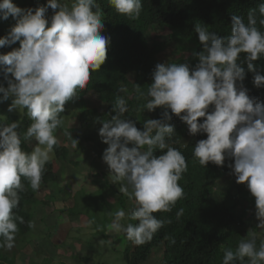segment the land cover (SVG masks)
<instances>
[{
    "label": "clouds",
    "instance_id": "obj_1",
    "mask_svg": "<svg viewBox=\"0 0 264 264\" xmlns=\"http://www.w3.org/2000/svg\"><path fill=\"white\" fill-rule=\"evenodd\" d=\"M109 3L117 13L133 20L143 7L142 0ZM49 7L55 10L50 19L45 15ZM258 12L262 17L259 24L264 26V2L258 5ZM102 13L97 0H73L71 6L47 0L46 5L34 9L0 0V19L11 16L16 21L6 36L0 37V47L19 41L18 48L0 54V75L7 81V87L0 84V101L13 97L8 111L26 109L32 121L23 136L16 121L0 124V249L15 247L18 224L25 223L14 212L20 205V193L26 190L22 178L34 192L40 189L46 164L58 143L55 133L63 125L60 114L66 102L86 88L92 72L99 71L107 59L109 39L101 34ZM257 23L256 9H252L247 23L243 16L232 17L228 36L210 31L205 24L194 25L202 44V51L193 53L198 63L194 67L186 62L158 63L147 93L136 89L146 99L144 109L164 110L160 119H147L143 130L123 118L127 102L116 96L112 104L115 115L101 121L98 129L107 144L102 159L112 183H119V191L136 203L128 213L119 209L112 214L109 231L124 234L136 246L144 245L169 222L154 213L172 211L184 197L179 181L188 165L182 152L169 146L176 133L167 123L172 114L187 125L190 135L207 134L193 148V157L201 166L209 162L222 166L226 158L234 159L228 167L237 183L246 182L255 198L257 228L264 229V103L248 95L241 67L246 62L248 71L254 73L253 84L264 87V75L253 64L264 58V31ZM241 53L245 54L243 60ZM117 92L127 89L121 86ZM65 135L77 149L78 139L69 131ZM32 139L36 146L24 151L22 140ZM183 211L176 212L177 219ZM94 223L90 219L87 226ZM28 226L35 225L29 222ZM96 230L103 228L98 225ZM247 237L235 250L223 249L222 264H264V242L257 247L256 233L248 232Z\"/></svg>",
    "mask_w": 264,
    "mask_h": 264
},
{
    "label": "trees",
    "instance_id": "obj_2",
    "mask_svg": "<svg viewBox=\"0 0 264 264\" xmlns=\"http://www.w3.org/2000/svg\"><path fill=\"white\" fill-rule=\"evenodd\" d=\"M97 2L103 11L104 29L101 34L109 39L107 59L99 71L92 72L86 88L80 90L74 100L66 102L65 111L60 114L63 119L66 109L72 107L81 128H89L94 124L102 126L101 121L110 119V115H115L112 104L117 95L123 96L127 102L128 111L123 118L133 120L138 129L143 130L147 119H160L164 110L159 107L151 112L144 109L146 99L141 97L136 89L139 87L141 91L147 93L152 83V72L158 63L186 62L190 67L198 63V57L193 53L202 51V44L195 33L194 25L205 24L210 31L228 36L231 34L233 16H243L247 23L248 12L256 9L257 27L264 31V26L259 24L262 17L258 12V5L264 0H142V11L134 20L117 13L109 0H97ZM13 3L21 8L34 9L46 5L47 0H13ZM54 11L49 7L45 13L46 18L50 19ZM15 23L11 16L6 20L0 19V37L6 36ZM149 29L157 33L167 30L166 40L163 42L153 40L150 44L146 36ZM167 45L174 46L177 50H186L188 55L182 59L162 62L157 58V54ZM18 47L19 41L0 47V54ZM244 55L241 53V60ZM253 64L256 71L264 75V58L254 61ZM241 67L246 73L242 85L248 90V95L264 103V87L258 88L253 84L254 73L248 71L246 62L241 63ZM0 84L7 87L3 75H0ZM121 86L125 87L127 92L118 93L117 89ZM88 92H93L99 102L105 105L104 110L87 107L80 101ZM211 110L212 106L209 107V111ZM168 111L170 112V109ZM198 119L203 120V118ZM12 121L20 125L17 131L21 136L32 123L26 109H23L21 114L4 113L0 106V124ZM167 123L171 124L176 132L169 141V146L181 151L188 165L187 172L179 181L185 195L177 201L172 211L154 213L157 218L169 222L154 234L150 242L136 246L125 238L123 256L126 264H143L157 247L162 248L160 264H222L223 249L235 250L241 240L248 238V232L256 233L257 247H259V244L264 242L262 235L257 234L260 229L253 225H250V228L245 227L243 212L238 213L235 210L243 196L241 188L229 198L214 196L215 182L232 173L228 165L233 164L234 159L226 158L222 166L212 162L206 167L201 166L193 157V148L197 141L206 139L207 134L190 135L184 144L182 140L188 134L187 125L175 114H172V119ZM29 142L22 140L21 147L26 152H30L36 146H31ZM53 152L52 159L45 167L42 178L44 183L56 182L59 179V169L60 173L62 169L60 164L69 162L68 149L62 143L58 142ZM22 183L26 190L20 193V205L14 212L22 216L25 223L18 224L19 232L16 235L15 247L11 251L0 249V264H15L20 243L25 240V235L32 228L28 224L33 223V210L38 199L29 182L22 178ZM117 192V200L114 203L104 201L103 192H99L95 199L94 213L90 209V202L84 201L82 205H78L85 208L77 211L78 214L84 212L83 214H88L90 219L95 221L92 225V234L104 236L105 223L113 217V205L116 206L115 210L125 208V196L119 189ZM245 198L255 203L253 196ZM181 208L184 210L183 215L177 219L176 212ZM98 225L103 231L96 230Z\"/></svg>",
    "mask_w": 264,
    "mask_h": 264
},
{
    "label": "rangeland",
    "instance_id": "obj_3",
    "mask_svg": "<svg viewBox=\"0 0 264 264\" xmlns=\"http://www.w3.org/2000/svg\"><path fill=\"white\" fill-rule=\"evenodd\" d=\"M71 6L73 0H61ZM18 6V5H17ZM168 31L157 33L149 29L146 33L148 42L153 40L163 42L167 38ZM186 50H177L174 46H165L157 58L162 62L172 61L177 58H185ZM74 97L72 100H74ZM13 97L6 101H0L4 113L13 112L21 114L23 109L8 111ZM80 101L85 106L104 110L105 105L97 99L93 92L82 96ZM100 125H92L89 128L79 127L74 109L68 107L63 117V125L55 135L58 142L68 149V161L59 169V179L56 182L41 183L35 196L38 199L33 210L34 227L25 235V240L20 243L19 251L15 256V264H126L123 250L125 235L116 234L108 229L112 218L108 219L104 226V236L92 234V226L88 227L90 220L88 214H78L77 211L85 210L82 206L84 201L91 203V211L95 210V199L99 192H103L104 201L114 203L117 200L120 184L112 183V174L106 162L102 159L104 143L99 134ZM65 129H74L71 135L78 139V148L71 147V141L65 135ZM89 137V139H86ZM190 134L182 140L185 144ZM29 144L34 147L36 142L30 140ZM109 187L111 189H109ZM241 188L242 196L236 207V212H243L244 226L253 225L257 228L259 221L255 216V203L246 199L252 196L246 182L237 183L235 175L229 173L215 182L214 196L217 198H229ZM98 193V194H97ZM124 195V194H123ZM125 196V208L112 206L113 214L123 209L128 213L134 206L135 200ZM227 200V199H226ZM89 216V217H88ZM260 229V228H258ZM264 229L257 234L264 239ZM162 248L157 247L143 264H160Z\"/></svg>",
    "mask_w": 264,
    "mask_h": 264
}]
</instances>
